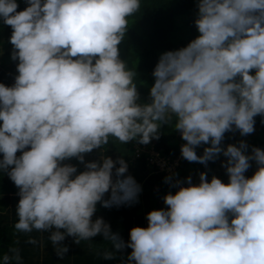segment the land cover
Masks as SVG:
<instances>
[{"label":"clouds","instance_id":"1","mask_svg":"<svg viewBox=\"0 0 264 264\" xmlns=\"http://www.w3.org/2000/svg\"><path fill=\"white\" fill-rule=\"evenodd\" d=\"M26 4L17 11V0H0L19 61L14 84L0 83V173L19 189L15 228L48 232L58 257L68 251L66 236L78 244L102 235L115 250L132 249L128 264H264V150L246 155L243 141L220 147L233 126L250 134L254 117L264 116V0H198L199 35L160 55L148 104L137 102L136 73L118 49L141 0ZM173 118L186 141L182 157L204 163L222 152L228 183L208 181L203 172L198 184L186 178L187 187L163 197L167 209L147 213L148 226L132 227L124 242L102 218L92 219L97 202L109 207L137 198L135 179H121L124 159L102 157L78 174L62 162H84L83 154L109 137L148 144ZM201 143L211 146L198 156ZM252 160L258 167L249 178ZM9 259L5 254L3 264Z\"/></svg>","mask_w":264,"mask_h":264},{"label":"trees","instance_id":"2","mask_svg":"<svg viewBox=\"0 0 264 264\" xmlns=\"http://www.w3.org/2000/svg\"><path fill=\"white\" fill-rule=\"evenodd\" d=\"M17 3V11L27 6L26 0H17ZM197 4L198 0H141L140 10L128 18L129 25L118 49L119 57L126 67L136 73L134 83L138 103L151 102L150 88L155 79L152 73L160 55L186 46L199 35L194 23L198 14ZM11 33V26L0 20V83L6 86H12L15 76L18 75L19 61L12 59L14 48L9 40ZM254 71L252 70L253 73ZM254 120L256 135L251 138L255 142L246 145L247 148L259 147L264 150V116L257 115ZM174 124L175 118L168 124H161L158 130L159 138L151 139L148 144L139 143V138L121 144L116 138L109 137L106 145L83 154L84 162L75 157L62 162L74 165L78 174L86 170L87 162H99L102 157H110L113 161L124 159L128 167L121 179L129 175L135 179L140 186L137 198L132 202L113 204L109 207L97 202L92 217L93 220L102 218L110 226L111 232L117 234L124 242L129 241L132 227L148 226L147 213L151 210L167 209L163 197L170 192L175 194L179 187H187L189 181L186 178L191 177L190 183L198 184L199 174L203 172L210 181L213 176L217 177L216 169L227 163V157L222 152L217 154L215 159L204 163L189 162L183 158L181 145L186 141L182 139L180 131L174 128ZM241 137L239 130L233 126V130L224 133L220 147L225 149L229 144L239 147ZM210 146V143H201L196 146L195 151L199 156L203 154L205 147ZM151 151L170 161H177L172 174L160 171L152 160L155 155L151 154ZM20 154L18 151L17 155ZM119 166V163L114 165V180L115 168ZM165 177L171 179L166 181ZM18 192V187L7 173H0V264H3L2 258L5 254L10 257L8 264H128L127 257L132 249L124 247L115 250L111 241L105 240L102 235L92 237L91 240H81L78 244L74 243V237L66 236L61 243L67 246L68 251L63 257H58L55 246L48 238V232L35 229L31 232L18 231L15 228L18 220L15 209L20 198ZM109 197L110 190L102 199L107 200ZM106 251L113 252L114 257L105 260ZM16 256L19 257L18 260Z\"/></svg>","mask_w":264,"mask_h":264},{"label":"rangeland","instance_id":"3","mask_svg":"<svg viewBox=\"0 0 264 264\" xmlns=\"http://www.w3.org/2000/svg\"><path fill=\"white\" fill-rule=\"evenodd\" d=\"M253 135H256V128H254V131L252 133L242 136L239 139V141L240 142L243 141L245 144H250V143L254 144L255 141H253L252 138H251ZM251 150H252L251 148H246V150H244L245 154L246 155H250L251 154ZM151 154L155 155L152 160H153V162H156V165H158L160 170L161 169L163 170V168H164L165 170H168V171L171 170V172L173 171V169H174V167L176 165V162H177L176 160H172V161L169 160V162H168L167 159H166V162H165V158L160 157L157 153H154V151H151ZM257 167L258 166H257L255 160L250 161V167L244 173L245 176L250 178L255 173V171L257 170ZM216 171H217V174H218L217 178H219L223 183H226V182L228 183V174L226 172L225 164L221 165L218 169H216ZM170 174H172V173H169V175Z\"/></svg>","mask_w":264,"mask_h":264},{"label":"built area","instance_id":"4","mask_svg":"<svg viewBox=\"0 0 264 264\" xmlns=\"http://www.w3.org/2000/svg\"><path fill=\"white\" fill-rule=\"evenodd\" d=\"M164 163H165V162H164ZM164 163H163V164H164Z\"/></svg>","mask_w":264,"mask_h":264}]
</instances>
